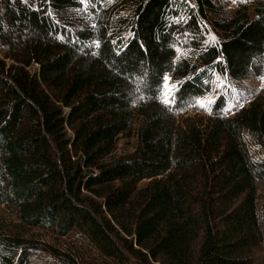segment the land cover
I'll use <instances>...</instances> for the list:
<instances>
[{"label": "trees", "instance_id": "16d2710c", "mask_svg": "<svg viewBox=\"0 0 264 264\" xmlns=\"http://www.w3.org/2000/svg\"><path fill=\"white\" fill-rule=\"evenodd\" d=\"M0 264H264V0H0Z\"/></svg>", "mask_w": 264, "mask_h": 264}, {"label": "snow or ice", "instance_id": "6c2138e0", "mask_svg": "<svg viewBox=\"0 0 264 264\" xmlns=\"http://www.w3.org/2000/svg\"><path fill=\"white\" fill-rule=\"evenodd\" d=\"M166 79H167V78H166ZM164 103H165V104L169 103V100L166 99V100L164 101ZM201 106H203V104H201Z\"/></svg>", "mask_w": 264, "mask_h": 264}]
</instances>
